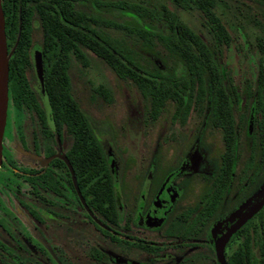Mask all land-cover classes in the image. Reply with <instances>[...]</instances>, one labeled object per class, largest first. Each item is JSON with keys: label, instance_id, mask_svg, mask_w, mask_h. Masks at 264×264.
<instances>
[{"label": "flooded vegetation", "instance_id": "1", "mask_svg": "<svg viewBox=\"0 0 264 264\" xmlns=\"http://www.w3.org/2000/svg\"><path fill=\"white\" fill-rule=\"evenodd\" d=\"M57 1L1 0L0 264H264V206L239 225L264 195L262 115L248 97L255 81H236L224 65L230 45L218 53L223 81L171 84L175 97L160 100L158 113L123 82L137 91V107L127 97L123 113L97 118L70 76L72 63L86 66V51L96 55L83 42L54 50ZM249 1L261 17L248 19L259 32L254 52L264 59V1ZM98 2L104 11L93 0H64L80 16L68 23L81 39L86 32L99 42L100 13L117 11L116 0ZM60 68L66 97L55 99Z\"/></svg>", "mask_w": 264, "mask_h": 264}, {"label": "trees", "instance_id": "2", "mask_svg": "<svg viewBox=\"0 0 264 264\" xmlns=\"http://www.w3.org/2000/svg\"><path fill=\"white\" fill-rule=\"evenodd\" d=\"M97 8L104 11V6L98 0ZM176 10L198 11L202 26L212 37V45L204 41L198 34L186 26L175 12L161 5H150L145 2H127L119 0L117 10L127 18V22H109L108 25L122 31L131 37L133 45L111 39L102 32L98 35L99 42L85 32L81 39V32L77 27H72L68 20L80 16L71 8L66 7L64 0H58L54 8L53 43L54 50L62 52L78 48L84 43L114 74L123 81L132 83L143 100L152 101L153 112L158 113L163 106L160 100L175 97V87L171 84L184 81H197L206 83L209 81H223L220 66L221 52L225 46H229L232 37L226 27L215 14L214 9L217 0H169ZM103 8V9H102ZM85 26L88 28L89 19L94 16L85 14ZM164 23V32L159 23ZM93 33V31H92ZM149 55L145 56L144 54ZM161 62H157V59ZM56 76V74H55ZM59 89L54 86L56 98L66 97L67 78L63 68H60L58 79L54 80ZM257 86L254 88L255 97L261 109L262 145L264 146V59L261 58L257 76L254 80ZM100 94L104 99L110 95L105 89ZM88 140V138H87ZM89 143L87 141V147ZM87 162H93L94 154L87 149ZM104 161V158L102 159Z\"/></svg>", "mask_w": 264, "mask_h": 264}, {"label": "rangeland", "instance_id": "3", "mask_svg": "<svg viewBox=\"0 0 264 264\" xmlns=\"http://www.w3.org/2000/svg\"><path fill=\"white\" fill-rule=\"evenodd\" d=\"M109 1V0H108ZM117 2L119 0H116ZM127 2H145L150 5H161L166 9L173 11L179 19L188 26L193 32L200 35L204 41L208 42L210 36L207 30L202 26L198 11L176 10L169 0H126ZM249 0H217L214 9L218 18L226 25L232 36V42L228 49L224 52L223 62L230 74L236 81L247 78L250 81L255 80L257 74V66L259 62V54L255 50V37L259 35L258 30L253 29L248 19L256 16L257 5ZM249 5L251 8H248ZM92 14H94L92 12ZM100 31L107 37L126 43L127 46L133 45L131 37L126 36L122 31L116 30L108 25L109 22L124 23L127 18L117 10L100 13ZM149 55L148 53L144 54ZM86 66L81 63H72L70 69L71 81L77 96L86 99L87 106L91 113L97 118L104 119L109 116H117L124 112V98L129 97L134 107H137L138 98L137 91L131 86L123 85V81L119 80L115 74L92 53L86 51ZM150 56V55H149ZM157 62H161L159 58ZM97 87H102L109 91L112 102L106 103L101 94L95 93ZM92 98L95 105H99L95 109L94 105H88L89 98ZM103 101V102H102ZM90 103V102H89ZM136 109V108H135ZM118 118V117H117ZM140 141V140H139Z\"/></svg>", "mask_w": 264, "mask_h": 264}, {"label": "water", "instance_id": "4", "mask_svg": "<svg viewBox=\"0 0 264 264\" xmlns=\"http://www.w3.org/2000/svg\"><path fill=\"white\" fill-rule=\"evenodd\" d=\"M264 1V0H261ZM8 55L6 49V41H5V31H4V17L3 11L1 7V0H0V164L2 160V137L6 122V112H7V101H8ZM264 206V195L262 199L257 202V204L250 210V212L242 218L239 222V225L246 222L249 218L252 217L253 214L258 212ZM238 226V225H237ZM236 229L233 228L227 235L225 239L234 232Z\"/></svg>", "mask_w": 264, "mask_h": 264}]
</instances>
